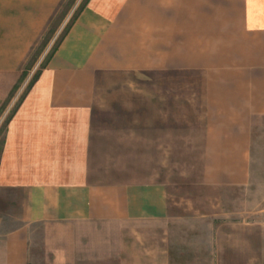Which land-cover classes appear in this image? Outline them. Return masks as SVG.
I'll use <instances>...</instances> for the list:
<instances>
[{"label": "crops", "instance_id": "obj_1", "mask_svg": "<svg viewBox=\"0 0 264 264\" xmlns=\"http://www.w3.org/2000/svg\"><path fill=\"white\" fill-rule=\"evenodd\" d=\"M69 1L62 36L29 65ZM111 72L189 73L195 90L150 86L139 115L167 130L184 104L198 131L188 143L202 148L188 178L213 191L250 184L264 121V0H0V264H32L36 223L68 227L54 264H264V220L252 208L199 212L166 178L94 179L93 108ZM148 142L150 158H170L166 141Z\"/></svg>", "mask_w": 264, "mask_h": 264}, {"label": "rangeland", "instance_id": "obj_2", "mask_svg": "<svg viewBox=\"0 0 264 264\" xmlns=\"http://www.w3.org/2000/svg\"><path fill=\"white\" fill-rule=\"evenodd\" d=\"M74 5L73 1L62 4L52 18L44 38L32 51L29 65L41 54H45L44 62L47 60L51 53V49L47 48L48 43L55 37L54 45L57 44L63 31L58 35L54 33L59 23L63 21L64 15L71 11ZM78 6L74 11H78ZM149 74V72H111L99 80L92 119L94 179L119 181L166 178L169 187L178 197H172L173 200L180 199L194 210L229 214L236 211L244 213L246 209L252 208L254 218L256 216L264 220V213L258 211L264 208V121H260L254 132L251 182L246 189L213 191L203 187L200 185V179L198 181V178H188L191 174L192 176L198 174L201 166L200 158H202V148L189 145L190 141L198 137L196 136L198 131L190 130L194 117L187 113L189 109L182 103L175 105L174 108L178 111L173 112V121L167 122L169 127L167 130L150 129L154 127L152 121L150 119L144 121L142 119L144 116L139 115L142 108L139 106L150 101V86L160 91L161 85L162 89L168 88L179 96L182 86L189 88L190 91L193 87L194 90L196 89V86L190 83L191 75L181 72ZM187 81L188 85L185 83ZM160 82L162 83L159 84ZM198 114L202 119L201 109L198 110ZM182 119L189 121L181 122ZM2 136L3 132H0V141ZM150 138L166 141L170 145L167 147V154L171 152L170 158H159L158 155L156 158H150L152 154L148 142ZM67 232L68 227L64 225L31 224L30 240L35 248H33L35 252L33 250L31 254L32 264H54V262L58 263L59 255L66 256L64 246L67 247V244L60 240ZM61 261L67 263L68 259L61 258Z\"/></svg>", "mask_w": 264, "mask_h": 264}, {"label": "trees", "instance_id": "obj_3", "mask_svg": "<svg viewBox=\"0 0 264 264\" xmlns=\"http://www.w3.org/2000/svg\"><path fill=\"white\" fill-rule=\"evenodd\" d=\"M67 29H68V28H67ZM67 29H66V30H67ZM65 32H66V31H65Z\"/></svg>", "mask_w": 264, "mask_h": 264}]
</instances>
